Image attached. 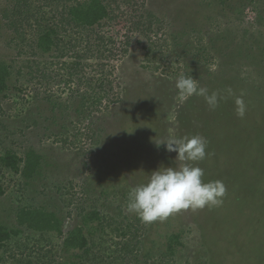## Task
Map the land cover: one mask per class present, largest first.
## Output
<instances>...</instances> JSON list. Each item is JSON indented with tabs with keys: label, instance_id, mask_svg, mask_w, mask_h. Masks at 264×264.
Instances as JSON below:
<instances>
[{
	"label": "rangeland",
	"instance_id": "rangeland-1",
	"mask_svg": "<svg viewBox=\"0 0 264 264\" xmlns=\"http://www.w3.org/2000/svg\"><path fill=\"white\" fill-rule=\"evenodd\" d=\"M214 2L122 0L114 18L98 29L104 38L94 36L90 47L81 33L67 31L70 48L64 56L55 52L41 63L45 73L53 74L49 82L41 72L12 75L8 89L0 93V155L12 150L23 157L33 148L42 161L28 179L0 163L5 187L0 225L16 228L18 207L28 205L54 211L64 221V233L22 227L1 247L0 264L99 263L100 256L120 254L118 226L125 223V215L135 235L133 247L140 238L143 247L114 264H152L146 253L164 251L170 232H179L182 244L162 264H264V90L248 85L258 83L260 76L263 85L264 71L250 64L252 60L241 66L228 41L208 43L206 38L199 44L193 29L209 30L219 22L216 15L223 16ZM6 3L0 0V60L19 64L22 57L10 44V26L1 17ZM247 17L252 18L250 11ZM198 47L214 49L216 58L202 57L205 52ZM184 50L199 54L185 59L180 57ZM222 53L228 60L224 65ZM182 74L197 79L209 94L217 91L225 98L215 110L202 96L181 99L175 81ZM238 74L252 79L238 83ZM81 94L99 96L101 102L82 106ZM238 97L246 105L243 118L236 114ZM192 135L207 142L206 158L196 166L203 170L204 182H223L222 203L181 210L163 221L136 222V214L127 211L129 192L153 170L177 163L175 153L153 141ZM93 205L101 211L106 207L104 214L114 216L104 227L94 230L97 222L90 227L94 242L80 258L79 250L69 251L63 242L79 223L81 210Z\"/></svg>",
	"mask_w": 264,
	"mask_h": 264
},
{
	"label": "trees",
	"instance_id": "trees-1",
	"mask_svg": "<svg viewBox=\"0 0 264 264\" xmlns=\"http://www.w3.org/2000/svg\"><path fill=\"white\" fill-rule=\"evenodd\" d=\"M120 1L122 0H6L7 3L3 6L1 17L3 18L4 25L10 26L9 29L12 35L10 37V44L18 51L17 56L22 57V62L19 64L16 62L9 64L0 60V93H5L6 89H8V84L14 73L20 76L24 70H27V73L31 75L41 72L44 75L41 78L49 82V79L53 78V74L49 72L45 73L41 63L47 61L49 56H53L55 52L64 56L67 48H70V45L66 46L67 31L72 30L78 34L81 33L82 37L88 41L87 46L90 47L94 43V36H97V40L104 38V35L101 36L98 29L114 18L115 8ZM206 1L210 2L209 4L215 1L214 4L221 8L223 16L217 14V18L215 17V19H219V22H216V26L209 28V30L199 29L196 31L193 29L194 33L192 34H195L199 44L206 38L208 39V43L214 42L216 38L225 40L226 42L228 41L229 46L233 44L237 53L234 57L238 59L241 66L247 60H252L250 64L253 66L257 64L261 65L260 71H264L262 68L264 65V0ZM249 11L252 13L251 19L247 17V12ZM148 12L149 14L155 15L151 10H148ZM30 15L35 20L33 25ZM210 16L208 15V18L211 19L212 17ZM172 34L174 36L173 38L177 36L174 33ZM237 47H240V49H236ZM196 50L205 52L202 57L207 56L208 59L213 58V60L216 58L217 51L214 49L208 51L206 47H198ZM198 51L191 53L184 50V53L182 52L180 57L186 59V56L189 54L196 57L199 54ZM24 55L25 57H23ZM220 57L223 65L226 64L228 60L225 55L223 54ZM184 65L186 68H190L187 60H185ZM104 68L103 72L105 70L106 73L107 70ZM189 74H191V71H189ZM217 74L215 76H219L220 73ZM19 76H16V78H19ZM235 78L237 79L234 80L238 83L252 79L244 77L241 74H238ZM262 79V76H260L258 83L249 81V88H252L254 91L256 89L263 91L264 84H260L263 82ZM217 83L218 81L214 85ZM89 87L95 90V87L90 83ZM80 97V104L82 106L86 105L89 107L101 102L99 96L98 99H96L97 97H87L82 94ZM41 161L42 154L33 148L29 149L23 157L18 156L12 150L6 151L4 155H0V163L3 167L14 173H20L26 179L33 177L38 171ZM4 193L5 187L0 182V195ZM104 210H106V207L101 211L95 205L92 206V209L81 210L79 213V223L70 229L64 238L63 244L66 249L69 251L79 250L81 254H78V256L80 258L85 257L89 253L91 244L94 242L93 232L92 234L88 232L90 227L95 222L97 224H95L96 227L94 230L104 227L106 224L111 223L109 219L114 216L109 213L104 214ZM124 218H127L123 220L126 224L120 223L118 226V234L122 235L123 238V242L120 241L122 245L120 244L121 247L118 249L120 254L100 256L98 257L99 259L101 258L99 263L93 264H114L119 259L125 260L134 249L139 250L143 247L142 238L138 239L136 245L133 247L132 239L135 238V235L129 228L131 222L128 221L129 217L127 215ZM16 221V228L9 229L4 225H0V251L1 247L8 240L20 234L22 227L41 232H53L59 235L64 233L63 219L54 211H48L42 207L28 205L18 207ZM140 221V219H136V222ZM143 227L145 228L143 231L149 228L148 225L147 228L144 225ZM136 231H139V226H137ZM129 235H134V237L128 239L127 236ZM166 238L167 240L164 245L167 247L163 249L164 251H160L158 254L150 253V251L145 252L149 255L147 258H151L154 261L152 264L164 263L165 258L167 256H173L182 244L181 234L179 232H170L166 235ZM113 250L116 251L117 249ZM1 258L0 256V260Z\"/></svg>",
	"mask_w": 264,
	"mask_h": 264
},
{
	"label": "clouds",
	"instance_id": "clouds-1",
	"mask_svg": "<svg viewBox=\"0 0 264 264\" xmlns=\"http://www.w3.org/2000/svg\"><path fill=\"white\" fill-rule=\"evenodd\" d=\"M181 99L193 95L202 96L210 109L215 110L225 97L219 92L209 94L208 89L200 87L192 76L180 75L175 81ZM231 95V89H228ZM236 114L243 118L246 105L242 98H236ZM157 148L164 147L175 153V166H160L150 173L145 183L135 186L128 197L127 211L134 213L143 223L163 221L171 214L187 209H201L205 206L219 205L226 188L222 181L204 182L203 170L196 162L206 158L207 142L199 135L175 137L168 136L153 141Z\"/></svg>",
	"mask_w": 264,
	"mask_h": 264
}]
</instances>
